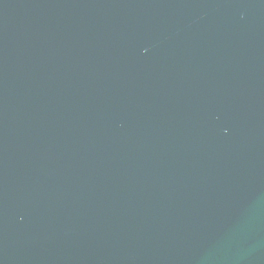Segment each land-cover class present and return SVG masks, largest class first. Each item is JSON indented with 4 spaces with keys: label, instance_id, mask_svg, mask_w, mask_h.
<instances>
[{
    "label": "water",
    "instance_id": "obj_1",
    "mask_svg": "<svg viewBox=\"0 0 264 264\" xmlns=\"http://www.w3.org/2000/svg\"><path fill=\"white\" fill-rule=\"evenodd\" d=\"M0 264H264V0H0Z\"/></svg>",
    "mask_w": 264,
    "mask_h": 264
}]
</instances>
